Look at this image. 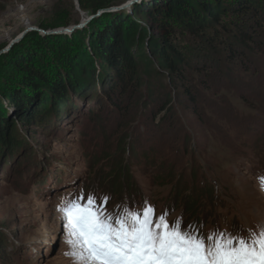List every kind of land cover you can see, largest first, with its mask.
Returning a JSON list of instances; mask_svg holds the SVG:
<instances>
[{"label": "rangeland", "instance_id": "obj_1", "mask_svg": "<svg viewBox=\"0 0 264 264\" xmlns=\"http://www.w3.org/2000/svg\"><path fill=\"white\" fill-rule=\"evenodd\" d=\"M221 1L215 26L187 30L172 20L171 39L187 61L173 79L157 59L158 24L132 9L141 4L148 10L151 0H117L62 36L45 31L80 24L94 13L81 11L78 0H0V51L7 49L0 53V97L15 107L12 95L21 92L19 99L34 112L29 123L6 113L0 119L5 127L14 120L7 130L17 143L3 151L0 140V264H73L64 255L59 211L71 193L82 192L83 202L93 194L113 216L125 206L142 212L147 201L156 217L165 214L169 224L180 222L182 230L191 225L204 237L216 231L247 236L264 224V191L258 186L264 176V46L250 42L249 49L236 36L244 29L264 41V0ZM123 13L146 28L142 50L152 61L140 62L141 82L124 93L111 89L117 72L109 63V69L102 66L97 55L96 72H90L87 44L89 27L112 28L106 36H114ZM71 36L82 39L70 44ZM17 58L23 67L12 64ZM42 65L51 78L66 71L70 86L82 65L90 80L77 90L67 87L64 99L55 94L42 102L44 88H32L30 82L38 81L27 74L28 66ZM112 162L123 167L118 191L110 184ZM162 173L165 182L157 179Z\"/></svg>", "mask_w": 264, "mask_h": 264}, {"label": "snow or ice", "instance_id": "obj_2", "mask_svg": "<svg viewBox=\"0 0 264 264\" xmlns=\"http://www.w3.org/2000/svg\"><path fill=\"white\" fill-rule=\"evenodd\" d=\"M258 186L264 191V176ZM83 201L82 192L71 193L59 207L64 255L73 264H264V224L247 236L216 231L204 237L191 225L182 230L180 222L169 224L165 214L156 217L147 201L142 212L125 206L115 216L91 193Z\"/></svg>", "mask_w": 264, "mask_h": 264}, {"label": "trees", "instance_id": "obj_3", "mask_svg": "<svg viewBox=\"0 0 264 264\" xmlns=\"http://www.w3.org/2000/svg\"><path fill=\"white\" fill-rule=\"evenodd\" d=\"M117 0H78V5L81 10L86 11L88 13H95L99 9L107 8L110 6H113L116 3ZM135 2V1H134ZM132 2V3H134ZM244 2L238 3L241 4V6H246V4H243ZM222 1L216 0V4H211L207 0H151V3L148 4L149 7L148 10L142 9L141 4H136L132 6V9L134 8L135 11H137L138 14L142 16L149 15L152 18V23L158 24L160 28V40L161 44L158 45L157 43L154 45L155 48H157V59L159 62V66L162 68L167 69L169 74H171L172 78L176 79V77H181L182 69L187 64V61L184 57V54L178 46L173 42L171 39V35L169 33L170 28L172 26V20L173 22L177 21L180 25L184 26L187 30H194L200 29L205 26V24L208 22L209 25L215 26L219 24V15L222 10ZM243 4V5H242ZM151 6V7H150ZM144 8V6H143ZM246 8V7H245ZM203 12L204 14H202ZM128 16L129 14H121L118 15L116 18L117 20V28L114 29V36H106V34H110L109 31H111L112 28H104L102 31L96 29V25H93L92 27H89V30L91 31V35L88 40V45L91 47L90 53L92 54V57L89 58V70L96 72L94 67V59L95 55L96 60L99 59L100 63H102V66H105L108 68V64L114 68V71L117 72V84L112 85L111 89L114 90L116 88H119L122 93H124L129 86L137 85L141 82V80L136 76L138 66L144 61H151V58L147 57L145 53H143L142 45L145 43L144 41V34L146 28H142L139 23H135L132 18H127L125 16ZM115 22V21H114ZM115 24V23H114ZM111 26H113L111 24ZM87 27V28H88ZM243 30V31H242ZM136 35V33H138ZM63 34V33H62ZM62 34H58L56 36H62ZM35 35H37L35 33ZM113 35V34H112ZM236 36L240 39L242 46L248 47L251 49L250 42H255V44L258 47L264 46V41L262 40V36H257L255 39L252 32L249 30L239 29V32L236 34ZM115 42H114V38ZM62 38V37H61ZM82 39V36L80 37H72L69 38V43H75ZM117 39V41H116ZM63 44H68L67 41L62 40L60 41ZM151 45H153V42H156L154 38L150 39ZM42 43V42H40ZM147 43V42H146ZM87 45V46H88ZM137 46V52L138 54L134 55L131 53V50L134 48V46ZM235 45H231V50L234 49ZM147 58V59H146ZM20 59H16L12 62V64L18 65L20 67H23L22 64L24 61L22 60V63L19 64ZM141 62V63H140ZM73 63V60L71 61V64ZM46 65H42L41 67H30L28 66L27 74L31 79H35L37 82H30L31 87L34 89H38L39 86L43 87V92L39 95L42 97V102H46L49 100V97L51 98V95L56 94V99L59 97L61 99H64L66 94V88L69 87L72 90H77L78 87L81 85L83 86L85 83H87L90 78L87 74H89L82 65L74 71V76L79 78L76 79V85L70 86L68 83V78L66 77L65 73L66 71L60 70L59 73L56 71L55 74L52 75V78L55 76V80L53 82L52 78L48 73L46 72L47 68H45ZM48 66V65H47ZM55 66V65H53ZM104 69V68H103ZM109 69V68H108ZM148 68H145L144 70H147ZM80 76V77H79ZM115 79V78H114ZM134 79H136V82H134ZM81 80L83 82H81ZM66 82V85L64 83ZM175 81V80H174ZM108 83V82H107ZM81 84V85H79ZM49 90V91H46ZM46 91V92H45ZM13 100L15 102V107H10V103L7 101L8 98L0 97V102L3 100V103L0 104V119L3 120L5 117L4 113H6L7 117H18L19 122L25 123L30 122L33 119L34 112L32 109H28L24 106L25 99L20 100L21 92L14 93ZM35 102V101H34ZM48 102V101H47ZM53 102V103H52ZM53 107H56L58 104V101H52ZM116 105L120 106V102H117L114 100ZM46 104V103H44ZM33 106V105H32ZM35 107V105H34ZM50 108V107H49ZM47 110V109H46ZM45 110V111H46ZM44 111V114H48V112ZM2 117V118H1ZM14 121L13 119H7L6 120V127L3 125V122H0V140L2 139L5 143L3 145V151L10 150L12 145H16L15 139H12L14 137H9L13 135L11 134L9 130H7L11 124V122ZM109 148V147H108ZM122 148V147H121ZM110 150V149H109ZM2 151V152H3ZM108 153H106L107 156ZM109 157V156H108ZM122 164L116 163L114 164L112 162V168L110 170V184L113 186L115 191H118L121 187L120 179L122 176ZM165 174L158 175L157 179L162 180L165 182ZM130 187V185H128ZM186 190L188 187H186ZM193 192H197L199 190V187H195L193 189ZM186 192V191H185ZM185 194V193H184ZM184 195L179 197L178 199H184ZM195 203L194 202H188L187 209L190 213L194 211Z\"/></svg>", "mask_w": 264, "mask_h": 264}, {"label": "water", "instance_id": "obj_4", "mask_svg": "<svg viewBox=\"0 0 264 264\" xmlns=\"http://www.w3.org/2000/svg\"><path fill=\"white\" fill-rule=\"evenodd\" d=\"M134 1H136V0H131V3L132 2H134ZM131 3H129V4H131ZM112 9V7L110 8V7H107V8H102V9H99L97 12H95L94 14H91V15H89L88 17H89V19L90 18H93V17H96V16H99L100 14H102L103 12H106V11H109V10H111ZM82 11V10H81ZM88 13V12H87ZM88 17H85L86 19L88 18ZM88 20V19H87ZM85 22L86 21H83V22H81L80 24H77V25H74V26H70V27H65V28H57V29H53V30H49V31H45V33H47V34H52V33H54V34H58V33H62V32H70V31H72L73 29H75V28H77V27H81V26H83L84 24H85ZM30 29H32V28H29V29H27L26 31H28V30H30ZM25 31V32H26ZM16 40H18V38L17 39H15L14 41H16ZM7 49H3V50H1L0 51V53H2V52H5Z\"/></svg>", "mask_w": 264, "mask_h": 264}, {"label": "bare ground", "instance_id": "obj_5", "mask_svg": "<svg viewBox=\"0 0 264 264\" xmlns=\"http://www.w3.org/2000/svg\"><path fill=\"white\" fill-rule=\"evenodd\" d=\"M87 19H88V20H87ZM87 19L85 18L84 21L88 22V21H89V17H88ZM86 22H85V24H86ZM81 27H82V26H81ZM77 28H80V27H77ZM77 28H75V29H77ZM75 29H73V30H75Z\"/></svg>", "mask_w": 264, "mask_h": 264}]
</instances>
